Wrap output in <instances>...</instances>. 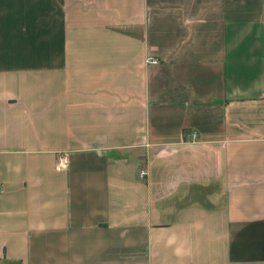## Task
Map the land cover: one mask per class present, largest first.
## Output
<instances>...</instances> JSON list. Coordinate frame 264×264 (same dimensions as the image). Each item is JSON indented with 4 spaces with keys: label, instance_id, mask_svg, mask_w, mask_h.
Masks as SVG:
<instances>
[{
    "label": "crops",
    "instance_id": "crops-1",
    "mask_svg": "<svg viewBox=\"0 0 264 264\" xmlns=\"http://www.w3.org/2000/svg\"><path fill=\"white\" fill-rule=\"evenodd\" d=\"M0 264H264V0H0Z\"/></svg>",
    "mask_w": 264,
    "mask_h": 264
},
{
    "label": "built area",
    "instance_id": "built-area-1",
    "mask_svg": "<svg viewBox=\"0 0 264 264\" xmlns=\"http://www.w3.org/2000/svg\"><path fill=\"white\" fill-rule=\"evenodd\" d=\"M147 62H148V63H158V59H156V58H148V59H147ZM195 135H196V134L194 133V136H195ZM66 163H67V159L64 157V158H62V159L60 160V163H59L58 165H59L60 167H66ZM147 174H148L147 169H141V170H140V176H141L142 178L146 177Z\"/></svg>",
    "mask_w": 264,
    "mask_h": 264
}]
</instances>
